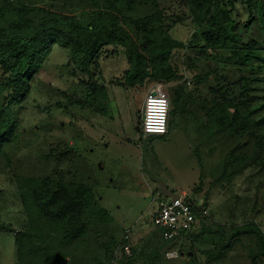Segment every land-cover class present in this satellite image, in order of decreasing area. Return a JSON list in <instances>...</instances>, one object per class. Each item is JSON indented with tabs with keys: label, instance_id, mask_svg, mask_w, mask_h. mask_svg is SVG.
I'll list each match as a JSON object with an SVG mask.
<instances>
[{
	"label": "trees",
	"instance_id": "obj_1",
	"mask_svg": "<svg viewBox=\"0 0 264 264\" xmlns=\"http://www.w3.org/2000/svg\"><path fill=\"white\" fill-rule=\"evenodd\" d=\"M176 2L180 13L169 12L171 5L161 0H0V165L12 167L23 134L20 109L30 96L34 76L59 43L88 74L105 47L113 45L124 50L129 65L123 85L139 88L148 80L166 84L172 103L170 120L172 115L188 113L206 140L227 144L217 181L230 180L253 166L264 173V0ZM188 17L193 35L187 41L175 38L172 28ZM180 49L191 61L188 66L199 69L193 77L205 94L201 88H191L173 64V55ZM81 83V94L64 97L91 106L92 93L99 92L96 82ZM43 156L70 165L76 152L58 144ZM7 180L27 220L23 229L9 230L15 236L18 264H61L71 248L87 238L93 215L103 213L95 210V184L80 180L71 169L39 174L15 169ZM156 191H161L160 186ZM187 200L198 210L205 209ZM205 216L211 218L208 212L200 214L198 225L182 237L195 241L214 234L213 246L203 251L207 261L219 260L241 245L247 264H264L261 223L252 219L230 228L211 227L205 224ZM5 227L0 211V231ZM153 235L159 236L161 245L149 250L131 245L132 254L119 264H164L163 257L177 240H164L160 229Z\"/></svg>",
	"mask_w": 264,
	"mask_h": 264
},
{
	"label": "rangeland",
	"instance_id": "obj_2",
	"mask_svg": "<svg viewBox=\"0 0 264 264\" xmlns=\"http://www.w3.org/2000/svg\"><path fill=\"white\" fill-rule=\"evenodd\" d=\"M161 2L171 5L169 12L173 9L180 13L176 0ZM193 31L194 25L188 17L178 22L171 33L187 41ZM187 62L191 61L186 59L184 50L173 55V64L187 84L203 91L205 88L197 85L193 77L199 69L189 67ZM128 66L124 50L109 45L97 62L90 65L91 74H88L76 65L66 48L59 43L54 45L43 68L34 76L30 96L20 109L23 134L21 145L12 156V167L7 169L4 162L0 165V211L6 226L0 231V264H18L15 236L9 230H21L27 221L19 196L7 180L8 173L15 169L39 174L68 168L78 172L80 180L95 184L98 199L95 210L103 213L93 215L87 238L73 246L61 264H99L100 261L119 264L125 255L115 249L129 228L131 245L145 246L148 250L155 244L161 245L159 236L153 235L159 232L153 219L157 209L154 201L157 181L165 182L174 192L185 193L199 206L204 205L211 215L204 217L207 226L222 224L230 228L253 219L264 229V173L253 166L230 180L217 181L227 144L206 140L205 134L198 132L194 116L172 115L167 134L150 136L153 148L149 152L129 141L130 137L138 138L132 113L141 112L147 91L155 81L148 80L139 88L123 85ZM83 81H95L99 91L92 93L91 106L71 103L64 97L74 92L81 94ZM95 106L97 110L93 109ZM58 144L76 152L70 165L44 158L43 154ZM213 238L214 234L210 233L195 241L181 237L168 249L163 263H249L241 245L219 260L207 261L203 251L213 246ZM187 252L194 257L189 259Z\"/></svg>",
	"mask_w": 264,
	"mask_h": 264
},
{
	"label": "built area",
	"instance_id": "obj_3",
	"mask_svg": "<svg viewBox=\"0 0 264 264\" xmlns=\"http://www.w3.org/2000/svg\"><path fill=\"white\" fill-rule=\"evenodd\" d=\"M172 103L167 88L162 82H154L147 91L142 108V132L145 137L162 136L168 133ZM157 209L153 219L161 230L166 241L181 238L184 233L192 230L199 223V216L206 215L207 210H198L187 200L186 194L181 193L173 199L164 197L162 191L154 193ZM130 228L126 229L122 241L117 245L115 252L129 256L132 254L130 244ZM169 253V252H168ZM171 255V252L169 253Z\"/></svg>",
	"mask_w": 264,
	"mask_h": 264
},
{
	"label": "flooded vegetation",
	"instance_id": "obj_4",
	"mask_svg": "<svg viewBox=\"0 0 264 264\" xmlns=\"http://www.w3.org/2000/svg\"><path fill=\"white\" fill-rule=\"evenodd\" d=\"M135 115H137V114L134 113V115H133V113H132L133 122H134L133 127H134V130L137 132L138 138L134 140L133 138L130 137L129 141L131 143H134L138 147H142L143 149H145V151L149 152L153 148V142L150 140V137H145L143 135V132H142V110L140 113H138L137 119L135 118Z\"/></svg>",
	"mask_w": 264,
	"mask_h": 264
},
{
	"label": "water",
	"instance_id": "obj_5",
	"mask_svg": "<svg viewBox=\"0 0 264 264\" xmlns=\"http://www.w3.org/2000/svg\"><path fill=\"white\" fill-rule=\"evenodd\" d=\"M161 191L163 192L164 197H171L173 199H176L179 197V193L172 191L171 189L168 188L165 182L163 181H157Z\"/></svg>",
	"mask_w": 264,
	"mask_h": 264
}]
</instances>
